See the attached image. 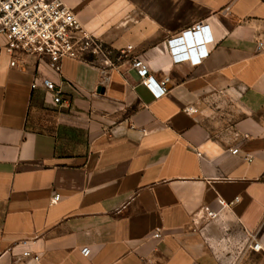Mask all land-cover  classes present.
Listing matches in <instances>:
<instances>
[{
	"label": "crops",
	"instance_id": "crops-1",
	"mask_svg": "<svg viewBox=\"0 0 264 264\" xmlns=\"http://www.w3.org/2000/svg\"><path fill=\"white\" fill-rule=\"evenodd\" d=\"M62 1L109 78L0 53V264H264V0ZM196 23L207 56L173 63L166 40Z\"/></svg>",
	"mask_w": 264,
	"mask_h": 264
},
{
	"label": "built area",
	"instance_id": "built-area-1",
	"mask_svg": "<svg viewBox=\"0 0 264 264\" xmlns=\"http://www.w3.org/2000/svg\"><path fill=\"white\" fill-rule=\"evenodd\" d=\"M0 33L4 37V44L0 45V53L7 54L21 52L25 55H33L47 62L55 71L60 70L63 59H74L94 64L98 62L102 82L109 78L111 64L108 52L102 44L88 31L84 29L74 12L62 0H0ZM212 43V37L206 24L195 25L169 37L166 40L168 52L173 63L189 62L196 65L204 59L208 52V46ZM262 46L258 44V48ZM11 66L15 64L10 61ZM131 67L135 70L141 82L152 93L154 98H159L168 93L167 77L160 81L148 74V69L139 59H133ZM45 88L53 92L50 80L43 79ZM53 102L61 103L60 92H53ZM144 131L143 129L141 130ZM236 149H230L231 154ZM58 197H52L55 201ZM238 201V197L223 205H230ZM211 214V213H210ZM158 237V234H154ZM248 247L258 251L260 244L255 235H250ZM34 243L32 239H24L19 242L23 247L21 257H30L33 261L39 260L38 253L28 250V245ZM84 255L88 249L81 250Z\"/></svg>",
	"mask_w": 264,
	"mask_h": 264
}]
</instances>
